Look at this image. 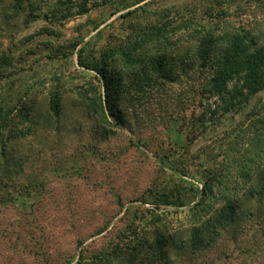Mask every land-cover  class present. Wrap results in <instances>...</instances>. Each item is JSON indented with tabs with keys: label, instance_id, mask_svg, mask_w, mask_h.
Segmentation results:
<instances>
[{
	"label": "rangeland",
	"instance_id": "374dc122",
	"mask_svg": "<svg viewBox=\"0 0 264 264\" xmlns=\"http://www.w3.org/2000/svg\"><path fill=\"white\" fill-rule=\"evenodd\" d=\"M101 1L97 0L98 6L91 3L86 14L77 13L78 0H34L30 5L24 2L23 8L15 0L0 4V68H5L8 77L0 86L3 91L8 87L22 91L25 82L42 84L33 91L37 94L34 133L8 146L14 182L8 183L2 174L0 177V264H75L83 250L91 252L107 245L133 218L139 226L144 225L153 209L142 201L148 191L155 185L166 186L170 180L173 184L183 180L172 176L158 160L180 152L169 133L172 119L178 116L189 150L181 152V159L188 168L204 151L221 161L224 133L244 117L231 114L215 128L197 133L193 123L201 96L179 86L153 97L151 93L136 95L127 105L133 132L124 129L102 139L94 132L83 104L70 91L64 96V112L56 124L46 99L47 88L57 77H77L79 47L74 45L81 39L90 41V48L99 55L125 43L135 23L155 21L162 13H186L187 7L204 16L211 6L207 0H147L151 3L143 10L124 17L137 7L128 9L134 0ZM227 12L234 23L247 21L264 30V10L255 4L246 3L243 16L237 14L236 5L229 6ZM159 99L166 101L164 109L157 106ZM194 165L191 171L196 170ZM184 179L201 187L188 176ZM25 190L29 194L24 205L2 202ZM186 201L191 198L187 196ZM257 206L249 202L256 215L243 218L235 229L214 235L205 248L199 245V250L181 252L174 248L169 264H264V214ZM160 209L166 210L164 206ZM167 209L173 211L169 219L178 229L184 219L175 211L181 209ZM101 230L104 232L97 235ZM187 237L183 236L191 244Z\"/></svg>",
	"mask_w": 264,
	"mask_h": 264
},
{
	"label": "trees",
	"instance_id": "16d2710c",
	"mask_svg": "<svg viewBox=\"0 0 264 264\" xmlns=\"http://www.w3.org/2000/svg\"><path fill=\"white\" fill-rule=\"evenodd\" d=\"M15 1L23 8L24 2L30 5L34 0ZM207 1L211 6H207L204 16H198L193 7H185L186 13H162L155 21L133 24L125 43L99 55L90 48V41L81 39L74 45L75 49L79 47L77 77H57L48 85L46 99L55 123L60 122L64 96L70 91L83 104L93 120L94 132L102 139H110L124 129L133 132L127 105L136 95L151 93L153 97L168 93L172 87L180 86L184 92L201 96L200 111L193 123L197 133H206L231 114H244L242 122L224 133L226 145L220 152L221 161L204 151L201 157L191 160L188 168L183 165L181 152L189 150L178 116L174 117L169 133L180 152L165 154L158 160L162 168L170 169L171 175L182 182L173 184L170 180L166 186H153L142 199L153 207L148 221L139 226L133 218L126 230L107 245L91 252L83 250L75 264H169V253L174 248L180 252L196 250L199 245L205 248L214 235L235 229L243 218L256 215L249 202H256L264 214V30L247 21L234 23L227 12L229 6L236 5L240 10L237 14L243 16L246 3L264 10V0ZM3 2L0 0V4ZM91 3L101 5L97 0H78L77 13H88ZM150 3L134 0L128 9L137 7L124 17L135 15ZM5 60L2 57V63ZM4 70L0 68V82L7 77ZM79 80H85L84 84ZM25 84L19 89L22 91L8 87L14 91L11 94L0 86V177L2 174L11 184L15 177L9 173L12 152L8 146L34 133L37 94L33 91L42 86ZM165 102L156 101L161 109ZM171 103L175 100L168 101L167 106ZM192 164L196 170L191 171ZM187 176L201 187L184 179ZM28 191L2 202L24 205ZM186 195L191 201H186ZM169 206L181 209L175 213L183 214L184 222L178 229L169 219L173 215ZM184 224L187 225L183 227ZM184 235H188L190 245Z\"/></svg>",
	"mask_w": 264,
	"mask_h": 264
}]
</instances>
